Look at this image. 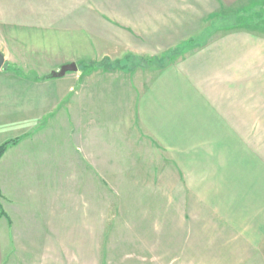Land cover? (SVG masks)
I'll return each instance as SVG.
<instances>
[{
  "label": "crops",
  "instance_id": "obj_1",
  "mask_svg": "<svg viewBox=\"0 0 264 264\" xmlns=\"http://www.w3.org/2000/svg\"><path fill=\"white\" fill-rule=\"evenodd\" d=\"M259 8L0 0V146L20 140L0 161V187L22 186L21 163L69 171L72 154L95 172L170 162L194 196V227L210 237L222 224L264 259V33L243 22Z\"/></svg>",
  "mask_w": 264,
  "mask_h": 264
},
{
  "label": "rangeland",
  "instance_id": "obj_2",
  "mask_svg": "<svg viewBox=\"0 0 264 264\" xmlns=\"http://www.w3.org/2000/svg\"><path fill=\"white\" fill-rule=\"evenodd\" d=\"M259 1L243 22L264 33ZM70 165L21 163L22 186L0 187L1 264H264L222 224L210 237L194 227V196L172 163L162 172L157 163H102L95 172L72 154Z\"/></svg>",
  "mask_w": 264,
  "mask_h": 264
},
{
  "label": "water",
  "instance_id": "obj_3",
  "mask_svg": "<svg viewBox=\"0 0 264 264\" xmlns=\"http://www.w3.org/2000/svg\"><path fill=\"white\" fill-rule=\"evenodd\" d=\"M4 55L0 52V68L4 65ZM77 66L75 64L66 65L61 69V72L58 74L59 76H64L68 72H75L77 71Z\"/></svg>",
  "mask_w": 264,
  "mask_h": 264
},
{
  "label": "trees",
  "instance_id": "obj_4",
  "mask_svg": "<svg viewBox=\"0 0 264 264\" xmlns=\"http://www.w3.org/2000/svg\"><path fill=\"white\" fill-rule=\"evenodd\" d=\"M19 139L16 140H12L9 142H6L5 144L0 146V158L5 154V152L7 151V149L11 146L14 145L18 142Z\"/></svg>",
  "mask_w": 264,
  "mask_h": 264
}]
</instances>
